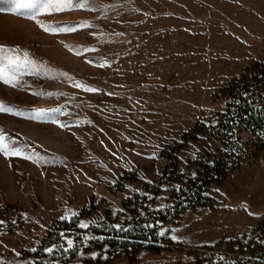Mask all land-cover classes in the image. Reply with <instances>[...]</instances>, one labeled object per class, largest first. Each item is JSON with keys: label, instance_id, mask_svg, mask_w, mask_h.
Returning a JSON list of instances; mask_svg holds the SVG:
<instances>
[{"label": "rangeland", "instance_id": "rangeland-1", "mask_svg": "<svg viewBox=\"0 0 264 264\" xmlns=\"http://www.w3.org/2000/svg\"><path fill=\"white\" fill-rule=\"evenodd\" d=\"M27 15L0 11V46L16 49L20 65L16 87L0 81L11 109L0 112V136L21 153L0 152V264H195L201 246L264 220L260 152L214 184L208 204L161 222L157 249L107 262L95 230L122 226L136 193L146 195L142 212L166 206L173 179L194 175L199 155L222 146L185 134L264 60V0H88L87 9Z\"/></svg>", "mask_w": 264, "mask_h": 264}, {"label": "trees", "instance_id": "trees-1", "mask_svg": "<svg viewBox=\"0 0 264 264\" xmlns=\"http://www.w3.org/2000/svg\"><path fill=\"white\" fill-rule=\"evenodd\" d=\"M222 95L228 100L224 108L207 120H200L185 134L186 140L212 134L221 140L222 146L215 153L205 150L199 155L194 175L173 179L177 186L172 188L168 204L142 212L140 205L146 195L136 193L125 202L131 216L122 226H112L108 232L95 227L97 233L105 235L106 253L111 256L107 262L131 249H157L162 241L161 222L178 218L187 208L208 204L214 184L238 168L247 155L264 152V60L247 67L222 89ZM242 132L249 137L244 138ZM48 238L45 236L43 242ZM195 257V264H264V220L241 236L201 246Z\"/></svg>", "mask_w": 264, "mask_h": 264}, {"label": "snow or ice", "instance_id": "snow-or-ice-1", "mask_svg": "<svg viewBox=\"0 0 264 264\" xmlns=\"http://www.w3.org/2000/svg\"><path fill=\"white\" fill-rule=\"evenodd\" d=\"M0 11L8 10L14 11L18 15H23L27 12V18L35 19L37 15L42 12L48 11H65L72 9H87L88 8V0H0ZM94 10V9H93ZM39 24V21H36ZM43 27V25H41ZM45 31L52 32H74L77 30L75 26L72 27H60V28H44ZM17 52L16 49H8L4 46H0V81L4 84H10L12 87H16V75L17 70L20 65L18 63V58L15 55H11L10 53ZM27 54L25 53V56ZM66 75V74H65ZM75 87H82L81 84H75ZM86 91H96L95 89L86 88ZM11 109L8 106L0 103V112H10ZM62 127L64 125H61ZM0 152H3L5 156L8 155H21L19 150H10L9 145L4 143V137L0 136ZM73 216L77 215V213L73 212ZM68 217H61V219H67ZM0 223H3L0 221ZM92 223H95L93 221ZM81 228H87L88 223L81 222L79 225ZM115 227L119 228V225ZM124 230V229H121ZM163 235V232L160 233ZM172 239H176L175 236ZM68 247H72L73 241L67 240ZM35 251V249H33ZM46 251L51 252L52 249H46Z\"/></svg>", "mask_w": 264, "mask_h": 264}]
</instances>
